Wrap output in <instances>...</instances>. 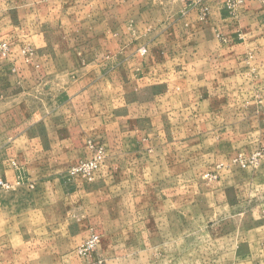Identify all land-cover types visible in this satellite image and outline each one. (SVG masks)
<instances>
[{
  "label": "rangeland",
  "instance_id": "obj_1",
  "mask_svg": "<svg viewBox=\"0 0 264 264\" xmlns=\"http://www.w3.org/2000/svg\"><path fill=\"white\" fill-rule=\"evenodd\" d=\"M116 1L0 0V159L13 149L17 172L0 177L1 212L21 202L41 232L23 264H264V8L212 0L230 21L212 30L199 3L203 75L183 69L170 78L194 88L166 91L152 88L156 53L200 50L196 32L150 24L153 0ZM80 81L94 92L86 137L52 115L54 84Z\"/></svg>",
  "mask_w": 264,
  "mask_h": 264
},
{
  "label": "crops",
  "instance_id": "obj_2",
  "mask_svg": "<svg viewBox=\"0 0 264 264\" xmlns=\"http://www.w3.org/2000/svg\"><path fill=\"white\" fill-rule=\"evenodd\" d=\"M117 1L114 3V6H116V8L119 7V2ZM185 1L186 2H183L182 0H153L151 5L149 4L147 8L150 10V14L147 17L150 24L153 23L154 18H160L163 20L165 18V20H168V24L174 27H180V29L186 26L190 27L196 32L195 40L197 41V43H201L200 50H163L161 52H157L156 54H164L163 56L160 55L158 58H165V60L157 61L152 67H150V71L156 76L154 79L160 76L164 78V81L159 86L152 88H161L165 89L166 91L171 89L185 90L194 88L193 86L184 85V83H187V81L182 80L181 77H179L177 80H172L170 78V76L174 73L183 74V69H187V71H190L191 74L194 73L196 76L195 79L191 77L188 80L190 84H195L196 82H198L199 75H203V72L201 71H203L205 68L204 47L205 41H209V38L206 37V24L202 23L198 17L199 3L204 4L205 2L208 5L209 9H211L212 11L213 15H211V19L207 23V26L209 28H211L212 30H218L222 27L230 28V21L228 19L227 11L221 3H215L212 0ZM253 3L262 6L261 4L254 1ZM248 5H250V3H247V6ZM137 8L141 10L144 9V6L140 5ZM182 10H187L188 14L186 16H182ZM155 24L159 25L160 22L155 21ZM177 37L179 36H176V38ZM185 59H188L190 63L189 61L188 63H186ZM66 79L68 80V77ZM54 85L57 86V88L55 87V90L58 91H56V100H58L59 102L57 110L54 109L52 114L55 121L60 123L62 130L67 131L69 129H75L76 131L80 132L84 131L85 134L78 133V135H82V137L88 136L93 130L92 108L94 92L91 84H89L87 81H80L74 83L65 82L64 85L62 83H55ZM104 92H108V89L101 88L99 89L98 94H103ZM41 134L45 136L43 132ZM22 136L24 135H21V137ZM65 137L73 138L74 135L68 132V135ZM71 151L72 153L75 152L74 149H68V154L71 153ZM12 152L13 149H8L9 157L4 156L0 159V177L8 181H14L17 175V172L12 169L10 165V161L12 160ZM28 154H32V150L31 152L28 151ZM56 154L58 156L53 161L54 165L52 167H48L49 169L55 170L61 168V163L63 162H61L60 160V154ZM22 165V169L24 170L28 166L31 168V164L24 157L22 159ZM41 170H43V167L41 168ZM16 207H19V209H17L18 211L15 212V215H11L8 213H2L0 206V223L2 224V227H0V244H3L5 251H9L4 256L5 259L9 258L10 254L15 259H18V261L16 262L17 264H23V262H28V259L25 258V255L29 250V245L31 243L30 234L31 236L33 234L35 235V237H33L34 242L37 249H39V242L36 240L38 239V236L41 234V232H38L37 230L33 231V229L30 232V224L34 225L35 222H39V216L37 217V221H34L35 219H32L30 221L27 205L23 207L22 203L20 202V205ZM253 229L255 228L252 227L247 231L244 229V234L250 233L251 231H253ZM260 248L262 247L260 246Z\"/></svg>",
  "mask_w": 264,
  "mask_h": 264
},
{
  "label": "built area",
  "instance_id": "obj_3",
  "mask_svg": "<svg viewBox=\"0 0 264 264\" xmlns=\"http://www.w3.org/2000/svg\"><path fill=\"white\" fill-rule=\"evenodd\" d=\"M237 1H241V0H237ZM256 1L257 3L261 4L262 7L264 8V0H254ZM227 4H233L235 2V0H226ZM141 52L144 54L146 52V50L144 48L141 49ZM93 164L92 163H86V164H83L81 165V167L79 168V170L81 169H89V168H92ZM78 169H76L77 171ZM0 188L3 189V190H9L10 189V185L5 183L4 181H2L0 179ZM98 241V237L97 236H91V238L80 248V253L81 254H86L88 252H90L93 247L96 245Z\"/></svg>",
  "mask_w": 264,
  "mask_h": 264
}]
</instances>
